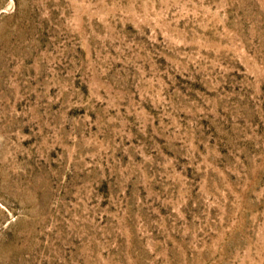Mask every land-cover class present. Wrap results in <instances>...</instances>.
<instances>
[{"label":"rangeland","instance_id":"obj_1","mask_svg":"<svg viewBox=\"0 0 264 264\" xmlns=\"http://www.w3.org/2000/svg\"><path fill=\"white\" fill-rule=\"evenodd\" d=\"M0 264H264V0H0Z\"/></svg>","mask_w":264,"mask_h":264}]
</instances>
